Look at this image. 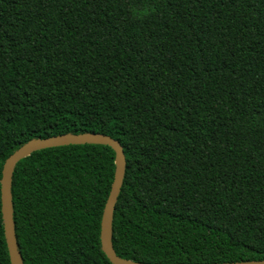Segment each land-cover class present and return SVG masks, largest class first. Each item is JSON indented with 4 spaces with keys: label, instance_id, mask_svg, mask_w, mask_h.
Instances as JSON below:
<instances>
[{
    "label": "trees",
    "instance_id": "1",
    "mask_svg": "<svg viewBox=\"0 0 264 264\" xmlns=\"http://www.w3.org/2000/svg\"><path fill=\"white\" fill-rule=\"evenodd\" d=\"M89 132L125 156L117 256L264 259V0H0V179L26 142ZM114 172L105 144L16 164L23 264H111L100 222Z\"/></svg>",
    "mask_w": 264,
    "mask_h": 264
},
{
    "label": "water",
    "instance_id": "2",
    "mask_svg": "<svg viewBox=\"0 0 264 264\" xmlns=\"http://www.w3.org/2000/svg\"><path fill=\"white\" fill-rule=\"evenodd\" d=\"M70 144H105L115 152V172L108 197L103 208L100 222V243L102 252L109 259L111 264H145L121 258L116 255L112 246V221L113 212L117 197L123 184L125 172V156L120 143L108 135L101 133H80V134H61L46 138L32 139L16 151H14L3 163L0 179V201L1 215L4 230L5 242L9 254L10 264H23L22 256L17 247L15 236V226L13 220L12 202V176L16 164L32 152L49 147L65 146ZM211 264H264L262 260H249L238 262H223Z\"/></svg>",
    "mask_w": 264,
    "mask_h": 264
}]
</instances>
